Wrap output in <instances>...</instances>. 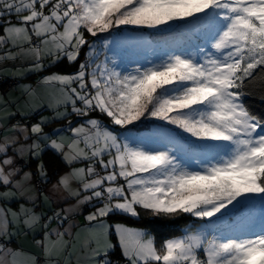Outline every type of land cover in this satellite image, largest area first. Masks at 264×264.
I'll return each mask as SVG.
<instances>
[{"label":"snow or ice","instance_id":"6c2138e0","mask_svg":"<svg viewBox=\"0 0 264 264\" xmlns=\"http://www.w3.org/2000/svg\"><path fill=\"white\" fill-rule=\"evenodd\" d=\"M0 264H264V0H0Z\"/></svg>","mask_w":264,"mask_h":264},{"label":"trees","instance_id":"16d2710c","mask_svg":"<svg viewBox=\"0 0 264 264\" xmlns=\"http://www.w3.org/2000/svg\"><path fill=\"white\" fill-rule=\"evenodd\" d=\"M251 102L253 103V105H254L257 109L260 108V101H259L258 99L252 98ZM141 226H143V225L141 224Z\"/></svg>","mask_w":264,"mask_h":264},{"label":"crops","instance_id":"0c3cea01","mask_svg":"<svg viewBox=\"0 0 264 264\" xmlns=\"http://www.w3.org/2000/svg\"><path fill=\"white\" fill-rule=\"evenodd\" d=\"M134 226H141V225H134Z\"/></svg>","mask_w":264,"mask_h":264}]
</instances>
